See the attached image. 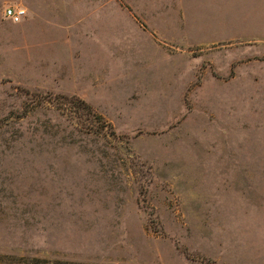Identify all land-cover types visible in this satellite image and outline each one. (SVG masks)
Masks as SVG:
<instances>
[{"label":"rangeland","instance_id":"rangeland-1","mask_svg":"<svg viewBox=\"0 0 264 264\" xmlns=\"http://www.w3.org/2000/svg\"><path fill=\"white\" fill-rule=\"evenodd\" d=\"M9 6L0 264H264V0L257 33L171 48L163 77H71Z\"/></svg>","mask_w":264,"mask_h":264},{"label":"crops","instance_id":"crops-1","mask_svg":"<svg viewBox=\"0 0 264 264\" xmlns=\"http://www.w3.org/2000/svg\"><path fill=\"white\" fill-rule=\"evenodd\" d=\"M10 2L16 6L9 7L26 11L24 20L15 26L26 34L32 58L43 39L44 48L65 51L71 77H163L157 61L171 59L169 49L224 41L234 33L252 35L258 31L260 17V0ZM30 22L42 25L38 29L47 31L46 36L44 32L43 37L33 36ZM60 50L47 56L53 57L57 51L61 56Z\"/></svg>","mask_w":264,"mask_h":264},{"label":"built area","instance_id":"built-area-1","mask_svg":"<svg viewBox=\"0 0 264 264\" xmlns=\"http://www.w3.org/2000/svg\"><path fill=\"white\" fill-rule=\"evenodd\" d=\"M4 15L12 22L18 23L26 16V11L23 8L7 7L4 10Z\"/></svg>","mask_w":264,"mask_h":264},{"label":"trees","instance_id":"trees-1","mask_svg":"<svg viewBox=\"0 0 264 264\" xmlns=\"http://www.w3.org/2000/svg\"><path fill=\"white\" fill-rule=\"evenodd\" d=\"M43 100V99H42ZM77 100H79L80 101V103H81V105H83L84 107H86V108H90L83 100H81V99H77ZM40 102H42V101H40ZM46 102H50L49 101V99H48V101H46ZM100 118V117H99ZM81 124V123H80ZM83 124V123H82Z\"/></svg>","mask_w":264,"mask_h":264}]
</instances>
